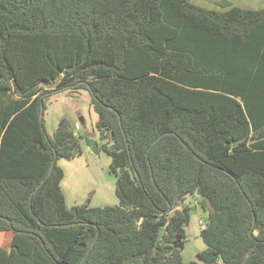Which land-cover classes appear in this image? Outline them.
<instances>
[{"label": "trees", "instance_id": "trees-1", "mask_svg": "<svg viewBox=\"0 0 264 264\" xmlns=\"http://www.w3.org/2000/svg\"><path fill=\"white\" fill-rule=\"evenodd\" d=\"M217 3L0 0V264H264V8ZM60 89L90 91L117 204L66 203L89 135L41 121Z\"/></svg>", "mask_w": 264, "mask_h": 264}, {"label": "crops", "instance_id": "crops-1", "mask_svg": "<svg viewBox=\"0 0 264 264\" xmlns=\"http://www.w3.org/2000/svg\"><path fill=\"white\" fill-rule=\"evenodd\" d=\"M217 1L215 3L218 5ZM232 3L239 6L235 2ZM50 96H52V93ZM79 114L80 113L78 110H69L63 106L59 100L55 99V97H51L49 105L44 110L46 128L48 132L52 134L58 124L59 119L65 116L68 117L72 122H81V127L76 129V131L79 132V130L82 128V124L86 123V118L80 116ZM84 147L85 150L81 156L71 160L60 159L58 161L65 171V176L61 185L68 207L86 202L90 194L91 197L89 199V204L91 206L117 204L119 199L116 195V177L113 174H111V178L107 176H104V178L98 177L94 172V164H90L88 159V154L91 150L85 144ZM61 161H65L67 163L63 165L61 164ZM101 175L102 174H100V176ZM197 211L202 215L201 209L198 208ZM4 233L5 232H2V234H0V239L5 237Z\"/></svg>", "mask_w": 264, "mask_h": 264}, {"label": "rangeland", "instance_id": "rangeland-1", "mask_svg": "<svg viewBox=\"0 0 264 264\" xmlns=\"http://www.w3.org/2000/svg\"><path fill=\"white\" fill-rule=\"evenodd\" d=\"M196 5L207 9H218L224 10L220 6H218L215 2L217 0H191ZM237 3L241 7L250 8V9H260L264 7V0H229ZM51 94V93H50ZM51 97H55V99L59 100L60 103L63 104L69 110H78L79 115L85 117V124H82V128L79 130L82 134H88L90 137H93L98 141L99 139V131L96 127V123L98 121V114L94 109L93 104L91 103V94L89 90L86 89H60L52 93V96L49 95L47 98V106L49 105V101ZM67 98H70L74 101L67 102ZM81 123V122H80ZM51 132V131H50ZM88 159L90 164H94V172L98 177L104 178V176L111 178V157L104 151H100L98 154L93 153L92 151L88 154ZM66 160V159H62ZM67 162L61 161V164L65 165ZM100 174H102L100 176ZM105 180V179H104ZM91 197V194L89 195ZM195 197V196H194ZM187 203L191 204L192 209L190 210V222L186 226V244L183 251L184 259L186 261L197 260V253L206 248V244L201 236V226H200V218L201 216L205 219L207 217V213H203L197 211L199 207L198 203L194 204L193 197H189L187 199ZM197 205V209L194 207ZM1 241H4L3 239ZM8 245L9 241L6 242Z\"/></svg>", "mask_w": 264, "mask_h": 264}, {"label": "water", "instance_id": "water-1", "mask_svg": "<svg viewBox=\"0 0 264 264\" xmlns=\"http://www.w3.org/2000/svg\"><path fill=\"white\" fill-rule=\"evenodd\" d=\"M51 85H52V84H51ZM41 98H43V96H42ZM67 102H72V103H74V101L71 100L70 98H67ZM44 110H45V109H44V103L42 102V103H41V114H40V119H41V121H42L43 118H44ZM156 141H157V140H156ZM181 142L183 143V145H184L187 149L190 150V146L188 145L187 142H185L183 139H181ZM84 143H85V145H86L88 148H90V150H91L93 153L98 154V153L100 152L98 141H97L96 139H94L93 137H86V138L84 139ZM235 143H237V141H236ZM195 156H196L199 160H202L198 155L195 154ZM52 168H53V166H52ZM52 168H51V170H52ZM122 170H123V168H122ZM42 183H43V182H41V184L38 186V188L42 185ZM164 231H165V230H164L163 228L160 230V232H159V234H158V237H157V240H156L155 248H157L158 243H159V241L161 240V238H162V236H163V234H164ZM250 233L252 234V231H251ZM83 260H84V259H83ZM83 260H82V262H83ZM82 262H81V263H82Z\"/></svg>", "mask_w": 264, "mask_h": 264}, {"label": "built area", "instance_id": "built-area-1", "mask_svg": "<svg viewBox=\"0 0 264 264\" xmlns=\"http://www.w3.org/2000/svg\"><path fill=\"white\" fill-rule=\"evenodd\" d=\"M81 127V124H80V122L78 121V122H76L75 123V129H79ZM197 194L195 195V197L194 198H196V200L195 201H197ZM200 226H201V229H204L205 227H206V222H205V220H204V218L201 216V218H200Z\"/></svg>", "mask_w": 264, "mask_h": 264}]
</instances>
